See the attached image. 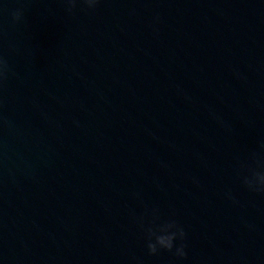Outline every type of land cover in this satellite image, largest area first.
Masks as SVG:
<instances>
[{"label":"water","instance_id":"water-1","mask_svg":"<svg viewBox=\"0 0 264 264\" xmlns=\"http://www.w3.org/2000/svg\"><path fill=\"white\" fill-rule=\"evenodd\" d=\"M0 57V264H264V0H0Z\"/></svg>","mask_w":264,"mask_h":264},{"label":"clouds","instance_id":"clouds-1","mask_svg":"<svg viewBox=\"0 0 264 264\" xmlns=\"http://www.w3.org/2000/svg\"><path fill=\"white\" fill-rule=\"evenodd\" d=\"M77 0H65L67 11L70 13L76 6ZM88 8L94 9L99 0H81ZM12 21L16 23L22 19L23 12L20 9L12 12ZM7 70L6 61L0 57V79H3ZM252 164H241L237 172L240 183L249 192L264 193V157H258L252 153ZM194 183L197 181L194 179ZM226 197L236 203L230 193ZM138 224L144 235V246L149 255H159L161 252L170 253L177 261L182 262L187 257V234L185 227L175 218H161L156 210L138 218Z\"/></svg>","mask_w":264,"mask_h":264}]
</instances>
